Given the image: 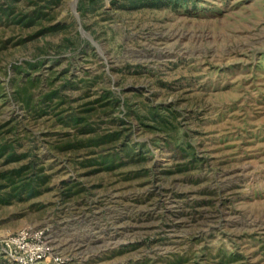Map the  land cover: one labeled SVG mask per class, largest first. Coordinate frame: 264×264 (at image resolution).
Segmentation results:
<instances>
[{"label": "rangeland", "instance_id": "obj_1", "mask_svg": "<svg viewBox=\"0 0 264 264\" xmlns=\"http://www.w3.org/2000/svg\"><path fill=\"white\" fill-rule=\"evenodd\" d=\"M123 4L93 0L82 11L79 0H60L44 20L66 25L56 33L0 21V140L16 139L3 126L15 121L17 151L49 175L39 195L0 203V238L48 226L66 264H264V0ZM26 60L39 61L37 91L68 83L56 111L113 90L134 112L126 132L145 159L98 171L81 165L87 149L59 150L72 128L11 98L10 67ZM152 108L171 116V135L195 147L198 166L176 171L187 159L147 126ZM91 120L110 125L105 114ZM17 164L2 157L0 170Z\"/></svg>", "mask_w": 264, "mask_h": 264}, {"label": "trees", "instance_id": "obj_2", "mask_svg": "<svg viewBox=\"0 0 264 264\" xmlns=\"http://www.w3.org/2000/svg\"><path fill=\"white\" fill-rule=\"evenodd\" d=\"M20 1L0 0V21L4 20L20 27L43 25L39 30L43 34L56 33L66 27V25L61 24L44 25V20L51 21L53 18H47L49 9L60 0H24L31 5L30 9L25 12L20 8ZM123 1L126 3L123 5L138 6L152 3L154 0ZM88 3H93V0H79V9L83 11ZM37 65H39V61L31 60L11 65L10 68L13 71L9 78V83L13 87L11 98L31 116L41 117L53 113L60 123L66 124L69 129L72 128L73 133L67 131L62 141L57 145L59 150L76 153L82 149H87L89 156L80 163L86 167L98 165L99 168H95L98 171L100 169H113L132 161L145 159V157L139 159L135 157L136 151L134 146L130 144L132 139L130 132H126L128 130L126 124L130 121L127 115L129 116L134 112L131 109H120L121 99L113 90L106 89L94 101L87 102L77 108L71 107L67 112L63 111L68 108L56 111L57 108L67 102V93L64 89L68 83L65 81L56 87H49L50 84L46 83L47 89L37 91L40 84L44 83L41 78L31 72L32 67ZM98 102L99 104L95 105ZM118 109L119 112L120 110L124 112L125 116L115 114ZM101 114L110 117L108 120L110 125L100 128V124H94L91 120L92 117ZM151 116L154 124L147 126L166 134L167 138H165L164 144L173 149L174 157L187 159L186 162L178 164L176 171H184L191 166H198L200 158L196 155L195 147L188 141L179 142L174 135H171L170 130L173 125L170 120L171 116L161 114L157 108L151 109ZM138 120L141 124L145 123L142 117ZM3 126H8L7 132L14 133L17 139L15 121L7 122ZM16 139L12 141L0 140V159L4 157L8 163H18L13 168L0 170V203L2 204H9L13 199L24 200L39 195L45 189L49 179V175L45 172L46 168L31 152L17 151L19 145ZM95 151L100 152L97 155L98 158L90 157ZM65 184L67 185V188L64 189L65 195L69 196L73 193L72 187L74 186L67 182Z\"/></svg>", "mask_w": 264, "mask_h": 264}, {"label": "built area", "instance_id": "obj_3", "mask_svg": "<svg viewBox=\"0 0 264 264\" xmlns=\"http://www.w3.org/2000/svg\"><path fill=\"white\" fill-rule=\"evenodd\" d=\"M48 226H29L0 238V257L15 264H41L51 260L66 264L55 252L50 241Z\"/></svg>", "mask_w": 264, "mask_h": 264}, {"label": "water", "instance_id": "obj_4", "mask_svg": "<svg viewBox=\"0 0 264 264\" xmlns=\"http://www.w3.org/2000/svg\"><path fill=\"white\" fill-rule=\"evenodd\" d=\"M74 6H76V2L74 4ZM81 32H83L84 35L88 36V38H91V36L88 33H85V31L83 30V28H81Z\"/></svg>", "mask_w": 264, "mask_h": 264}]
</instances>
